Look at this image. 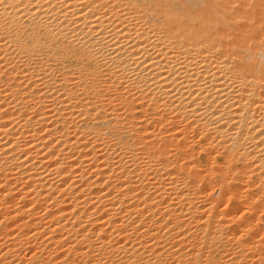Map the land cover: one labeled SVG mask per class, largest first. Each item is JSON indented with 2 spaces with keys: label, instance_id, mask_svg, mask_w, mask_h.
Segmentation results:
<instances>
[{
  "label": "bare ground",
  "instance_id": "bare-ground-1",
  "mask_svg": "<svg viewBox=\"0 0 264 264\" xmlns=\"http://www.w3.org/2000/svg\"><path fill=\"white\" fill-rule=\"evenodd\" d=\"M0 264H264V0H0Z\"/></svg>",
  "mask_w": 264,
  "mask_h": 264
}]
</instances>
